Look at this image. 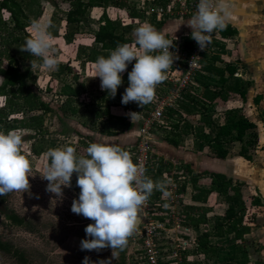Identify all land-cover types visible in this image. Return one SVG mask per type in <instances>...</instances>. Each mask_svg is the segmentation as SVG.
Returning a JSON list of instances; mask_svg holds the SVG:
<instances>
[{"label": "trees", "instance_id": "1", "mask_svg": "<svg viewBox=\"0 0 264 264\" xmlns=\"http://www.w3.org/2000/svg\"><path fill=\"white\" fill-rule=\"evenodd\" d=\"M51 4L59 7L64 11V33L68 40L72 42L75 35L79 32L81 22L87 20L92 11L100 10L97 17L98 29L94 30L93 41L99 44L102 52L97 53L96 56H91L90 59L97 60L98 57H107L112 50H115L118 45L129 44L136 48L135 38L127 35L133 29L132 18H138V11L135 4H131L128 0H49ZM156 4H164V0H155ZM8 13L11 17L9 22L5 14ZM157 14H153V20L156 19ZM166 18L158 20L155 27L159 28L165 22ZM32 19L27 15L25 7L21 0H0V131L5 133L9 131H21L25 129H34L35 133H30L26 139H35L37 134L44 137V116L47 113H54L58 115L61 123L66 124V117L69 114H75L79 111V107L72 105L71 95L74 92L69 85H63L58 89V79L51 77L46 85V89L37 87V75L30 67V61L40 58L28 54L19 55L12 52L9 46L16 41L24 38H29L32 33L30 31ZM221 31L222 37L226 38L236 33V30L230 25ZM190 37L188 41H192ZM222 41H215L213 44L222 45ZM75 50V51H74ZM73 51L80 55L81 48H73ZM156 54V53H153ZM209 59V60H208ZM207 61V63H206ZM205 70L207 72H214L221 77H224L225 72L229 73L230 77H234L233 85L224 86L216 90L211 87L209 81H205L203 75L198 78L200 89L194 92L188 90L184 93V101H190L200 106L207 107L208 105L218 103L226 104L231 97V93H238L243 101L247 100L248 87L242 86V79L237 76V66L228 61L225 67L217 66V62H224L219 54H214L212 58H206ZM74 67L70 63L61 64L57 71L65 72L71 71ZM124 73V79L128 83V73ZM204 78V79H203ZM227 81L224 80V84ZM245 84H248L245 82ZM44 92L58 93L61 95H68V98L63 103L54 106L53 101L46 99ZM124 91L117 90L115 97H111L107 91L102 94L101 100L97 103V108H92V112L97 119H104L101 122L100 132L108 136H116L126 130H132L136 126L135 121H130L127 116L115 115L111 113V106L121 102ZM180 101L176 106L171 107L167 111V118L173 120V116L179 113V109H184L191 112L190 107L185 106L184 101ZM133 107V106H132ZM176 107V108H175ZM180 107V108H179ZM225 122L219 125V129L215 135H211L205 130V125L216 122L213 116L207 114L206 111L200 118V123L194 128L187 125L184 133H193L197 145L204 144L208 148V152L218 158H226L230 153L227 144L231 142L240 143L239 154L247 160H253L257 150L260 146L258 125L255 121L250 119L245 113H242L240 107L226 109ZM172 123V131L167 132L166 123L162 121L158 123L153 131L160 129L163 131L164 138L169 143L178 146L179 139V122ZM166 126V127H165ZM76 135L83 136V134L75 130ZM61 134L67 133L66 128L60 130ZM181 133V132H180ZM91 143H88V146ZM135 146L132 148L134 149ZM32 152L36 155H41L48 152L45 149V144L33 143ZM21 153L24 151L21 148ZM48 158V163H49ZM158 162V161H156ZM162 166L160 167V169ZM188 167L186 166V171ZM149 170V168H148ZM161 174V171L158 172ZM211 181V188H200L199 191L193 195V202L206 203L211 192L216 191L218 194L224 195L229 206L225 209L222 215L215 216V231H204L197 237V250L204 253L206 256L217 255L219 249L210 241V236H223L228 234L240 242H245V235L250 232L251 228L258 225V217L264 216V198L260 195L245 194L246 183L238 179L229 178L222 173H209ZM11 193V192H10ZM10 193L0 196V218L4 215L12 223L17 225H24L26 219L15 211L7 208V201ZM157 192H154L151 197H157ZM242 206H239V204ZM238 204V205H236ZM157 205V204H156ZM159 208L160 205L158 204ZM192 211H200L198 218L189 219L191 224L206 223V211L209 209L200 207L195 204L190 205ZM163 209L155 212L154 216L163 219ZM187 218H182L181 222L186 224ZM127 248L121 251V261L119 264H127L125 260V253ZM0 252L11 255L18 262H27L25 252L20 248L15 247L11 242L3 239L0 236ZM242 255L247 257V250H242Z\"/></svg>", "mask_w": 264, "mask_h": 264}, {"label": "rangeland", "instance_id": "2", "mask_svg": "<svg viewBox=\"0 0 264 264\" xmlns=\"http://www.w3.org/2000/svg\"><path fill=\"white\" fill-rule=\"evenodd\" d=\"M21 1L23 2L27 15L32 21L37 20L41 23L51 22L48 31L55 50L53 54L58 59L59 63L65 64L70 54L75 51H73V48L77 49V47H80V54L88 55V57L96 56L98 55L97 53L102 52L100 45L93 41L92 34L94 29L98 26L97 17L100 14V10H93L90 17L81 22L79 32L71 42L63 36L65 31V13L63 10L51 4L49 0ZM128 1L131 4H135L139 14L138 18H132L131 21L134 26L132 31L127 34L135 38L134 29L140 25L151 24L155 26L152 18L156 8L153 7L151 0ZM5 17L12 23L8 13L5 14ZM260 23H262V25L259 32L264 34V22L262 21ZM30 31L32 33L31 28ZM250 34L248 43L251 51L249 52L247 50V58H244V53L241 51V48L234 46L233 41H223L222 45H218L219 47L214 48V51L211 49L210 52L219 54L223 59L224 62H217V66L225 67L228 61L237 66L239 69L238 75L242 79V86L248 87L247 96L252 99L254 96L260 95V106L264 98V50L262 49L264 48V44L258 43L260 40L257 38V31L255 28L251 30ZM26 39L28 38L16 41L9 46V49L19 55L28 54L26 51H20ZM259 48L261 50H258ZM137 50L142 51L139 48H137ZM210 52L207 54L208 58H212L214 55ZM76 54L78 53L76 52ZM33 70L37 75V87L43 90L46 89V85L53 75H58L62 79L61 81L67 79L66 72H55L54 70L49 71L40 68ZM226 74L227 76L221 77L214 72H207L203 74L205 78L203 79L209 81L213 89L218 90L221 87L234 84V77H230L229 73ZM224 80L227 81L225 84ZM245 82L248 84H245ZM198 89H200V87L196 88V90ZM43 95L46 99L53 101L54 106L61 103L62 98L55 97L54 93L44 92ZM248 102H244L238 93H231V97L226 104L214 103L207 107L185 100L184 104L190 107L191 112L182 109L178 115L173 116V120L166 117L163 121H165L167 126L172 127V123H176L175 121L178 119L179 127H182L183 131H185L187 125H191L192 128H195L200 123L202 114L206 111L207 114L212 115L213 119L216 120L214 123L205 125V130L213 136L217 133L219 125L225 122L226 109L240 107L242 113L247 114L258 123L263 140L261 144L262 147L258 149L260 153L259 155L256 153L255 156H257V160L260 161V159L264 158V107L263 105L262 107H257L253 100L250 105H247ZM154 103L155 99L152 101V104ZM93 105L94 106H81L77 113L67 115L65 119L66 124L61 123L58 115L47 113L44 116V137L37 134L35 139H26L30 133H35L34 129H25L18 132L22 136L23 143L21 148L24 151V155L32 164V177H29V191H13L10 193L7 201V208L24 217L26 221L24 225H17L2 215L0 218V236L11 242L15 247L24 251L27 262H18V260L11 255L0 252V264H83L85 257L88 258L89 264H100L102 260L109 261L105 262V264L120 263V250H116L113 256L111 248L101 249L100 251L81 250V241L83 239H90V237L86 236L85 228L89 224L94 223V221L82 215L74 214L71 211L72 202L74 199H78L81 191L76 183L77 174H73L70 187L62 186L63 198L58 199L55 194L46 191L48 181L43 179L44 169L49 164L46 155L47 152L39 156L32 152L33 143L40 144L41 142L45 144V149H47V151L49 149L72 146L76 149V154L78 156H87L86 149L88 143L96 142L113 145V141L116 138L100 132L101 122H105V120L97 119L96 115L92 112V108H97V103ZM136 109H141L140 111L138 110V117H141L143 114L142 107L137 104ZM62 128H66L67 133L61 134L60 130ZM75 130L80 131L83 136L76 135L74 132ZM159 130L160 129L157 128L155 132L153 131V141ZM185 140V138L180 139V145L183 147L186 144ZM227 146L230 148L231 152H236L240 148V143L231 142V144L229 143ZM129 149H127V151ZM167 171L172 173L173 170ZM174 171L176 172V170ZM155 198L156 197H153L154 203L159 202L157 199L155 200ZM126 248L125 260L128 263L130 261L128 255L131 250L134 251L135 249L132 243V237L129 238ZM131 256L133 257V253L130 257Z\"/></svg>", "mask_w": 264, "mask_h": 264}, {"label": "clouds", "instance_id": "3", "mask_svg": "<svg viewBox=\"0 0 264 264\" xmlns=\"http://www.w3.org/2000/svg\"><path fill=\"white\" fill-rule=\"evenodd\" d=\"M230 15L227 0H199L197 12L187 26L201 50L211 43L215 31L226 27ZM30 26L33 34L20 51L40 58V62L30 61L31 69L58 70L59 61L53 54L48 31L51 22L33 20ZM134 36L135 45L142 51L129 44L118 45L107 57L97 58L94 71L95 77L100 78L101 90L114 98L123 83L122 73L135 61L121 103L135 102L143 108L155 99L157 86L166 80V73L178 56L170 51L173 41L151 24L134 29ZM137 114L129 113L132 121ZM22 143L17 131H0V196L30 189L32 164L21 153ZM86 152L87 156H78L72 146L49 149L46 155L50 162L43 175L48 181L46 191L62 199V186L70 187L73 174H77L76 183L81 191L78 199L73 200L71 211L94 221L85 228L90 239L81 241V250L111 248L113 256L116 250L125 249L137 231L140 213L151 195L155 191L171 195L166 188L171 181H153L145 174L146 168L134 163L121 146L93 142ZM105 262L109 261L102 260L100 264ZM83 264H89L87 257Z\"/></svg>", "mask_w": 264, "mask_h": 264}, {"label": "crops", "instance_id": "4", "mask_svg": "<svg viewBox=\"0 0 264 264\" xmlns=\"http://www.w3.org/2000/svg\"><path fill=\"white\" fill-rule=\"evenodd\" d=\"M151 1L153 7L156 8L158 4H156L155 0ZM227 2L231 15L226 21V24H230L236 30V33L226 38L223 37L224 40L220 41H233L234 46L241 48V51L244 53V58H247V50L249 52L251 51L248 39H250L249 36L251 35L250 32L252 29L255 28L257 31V38L260 40L258 43L264 44V34L259 32L262 25L260 22H264V0H227ZM191 18L192 16L185 18H166L164 24L159 28H156L158 31H161L168 39H188L191 37L192 30L187 26V23ZM156 19L157 20H153L152 18L153 23H156L158 20H160L158 17H156ZM97 29L98 26L94 30ZM216 47L219 46L213 44L212 50L214 51V48ZM262 49L264 50V48ZM258 50L261 49L259 48ZM210 53L215 54L213 52ZM91 60L92 59H90L88 55H78L72 52L68 60L65 62V64L70 63V65L74 67L71 71H65L67 74V79L65 81H61L62 79L58 75L52 76L58 79V89H60L63 85H69L72 87L74 92L70 97L72 99V105L76 107L86 105L94 106L93 104H96L99 102V100H101L102 94L104 92L100 87V78L95 77L94 67L96 60ZM134 64L135 61L129 64L126 71H131ZM54 71L58 72L57 70ZM238 71L239 69L237 68V72L235 73L237 76H239ZM124 73H122L123 83L118 89H121L125 92V89L129 86V84L124 79ZM226 73L228 72L226 71L224 76H227ZM166 84L168 83L165 80L163 83L157 86L155 98L158 94L163 92ZM54 95L55 97L62 98L61 103H63V101L68 98V95H61L58 93H54ZM259 96L260 95H256L252 99L247 96V100L244 102L249 101L247 105H250L251 101L253 100L257 107H262V105L264 107V98L262 100V104L259 106ZM151 105L152 102L143 106L142 111L149 109ZM136 107L137 103L134 102H130L127 105L118 102L111 106V113L115 115L127 116L130 121L132 120L129 113H138L133 119V121L136 122L135 128L132 130H126L125 132H121L120 134L114 136L116 139H114L113 145L121 146L126 150L135 146L141 126V117H138V110L140 111L141 109H136ZM179 112H181L180 109ZM248 117L252 119L250 116ZM176 121L179 122L178 119ZM256 124L258 125L257 122ZM179 128V134L177 135V139H179L178 146L166 141L163 136V131L157 132L158 134L154 137V143L152 144V150L154 156L158 158V162H156L154 167H150L151 169L149 168L147 174L153 181L170 180L171 183L174 181L182 183L181 190L183 192V198L179 207L181 209V219L187 218L188 222L186 224L181 223L179 227L170 229L168 235L169 237L186 239L197 244V237L202 232L215 231V216L222 215L225 209L229 206V203L225 200V196L218 194L216 191H213L209 194L206 203L193 202L192 197L199 191L200 188H211V181L208 174L212 172L222 173L229 178L244 181L246 183L245 194L250 193L254 195H260L262 198H264V158L258 161V157L255 156L253 160H247L240 156V148L236 152H231L230 150V153L226 158L214 157L208 152V148L204 144H196L193 133L184 134L183 128ZM166 129L167 132L172 131V134L178 131L172 130L170 126H167ZM181 138L186 139V144L184 147L180 145ZM259 139L260 149L262 147L261 144L263 140L260 130ZM257 153V155H259L260 150H257ZM161 166L162 168L160 169ZM186 166L188 167L187 171ZM180 168L182 169L181 171L179 170ZM167 170L173 171L171 173ZM174 170H176V172ZM159 171H161V174H158ZM155 192H157L158 195L155 200L161 199L162 195L164 196V194L160 191ZM193 204L209 209L206 211V223H189V219L198 218L201 213V209L200 211H192L190 205ZM239 206H242V204L240 203L238 207ZM245 239V242H240L228 234L223 236L212 235L210 236V241L213 245L218 247V254L214 256H206L204 253L199 252L197 247L191 248L190 252H192V255L195 256L193 264H264L263 215L258 217V225L251 228L250 232L245 235ZM243 249L247 250V257L242 255Z\"/></svg>", "mask_w": 264, "mask_h": 264}, {"label": "built area", "instance_id": "5", "mask_svg": "<svg viewBox=\"0 0 264 264\" xmlns=\"http://www.w3.org/2000/svg\"><path fill=\"white\" fill-rule=\"evenodd\" d=\"M199 0H164L158 4L155 13L162 18H185L196 14ZM174 47L170 49L178 59L166 73V84L162 93L155 98V103L141 115V126L135 148L128 150L134 163L148 168L156 165L153 154V128L167 117L169 108L176 106L184 99L188 90L195 91L200 87L198 78L207 73L205 61L207 54L213 48V43L224 40L221 31H215L211 36V43L201 50L195 40L191 43L185 38H171ZM175 59V56L173 57ZM182 170L181 168L179 169ZM149 177V176H148ZM179 182L167 185L171 195H162L159 202L154 203L150 197L142 211L144 219L132 236L134 251H130L127 264H193L195 256L190 252L192 242L169 237L170 229L181 225V209L183 198ZM157 204V205H156ZM158 204L161 208H159ZM163 209V219L156 218L155 212ZM133 253V257L130 255Z\"/></svg>", "mask_w": 264, "mask_h": 264}, {"label": "water", "instance_id": "6", "mask_svg": "<svg viewBox=\"0 0 264 264\" xmlns=\"http://www.w3.org/2000/svg\"><path fill=\"white\" fill-rule=\"evenodd\" d=\"M143 219H144V213H143V211H141V213H140V222H139V224H138V227H139L140 224L142 223ZM196 247H197V244H195V243H192V245L189 246L190 249H191V248H196Z\"/></svg>", "mask_w": 264, "mask_h": 264}]
</instances>
